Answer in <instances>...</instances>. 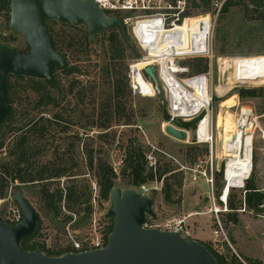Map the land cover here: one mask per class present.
<instances>
[{
	"label": "rangeland",
	"instance_id": "rangeland-1",
	"mask_svg": "<svg viewBox=\"0 0 264 264\" xmlns=\"http://www.w3.org/2000/svg\"><path fill=\"white\" fill-rule=\"evenodd\" d=\"M188 1L191 14L209 11L210 9L211 0H207L206 3L203 0ZM247 9L243 5L229 8L222 18L218 40L215 38L214 28L217 26L219 14L216 16L211 33V58L209 56L192 57L180 61L181 64L188 67L189 73H198L189 65L188 61L190 60L203 59L202 63L206 65L205 71L210 67V64L212 66L211 92L213 98L211 111L214 131L212 156L216 166L213 186H207L202 178L198 181H192L188 171L179 170L181 165L191 166L199 160L203 162V166L206 165L205 161L209 157V144H194L192 142V132L187 142L176 141L163 133L161 129L162 123L165 122L162 120V112L165 108L162 103L163 95L160 92L152 96L153 88L149 82L140 80L143 90L150 96L135 94L131 90V105L137 111L134 118L135 124L125 125L120 122V124L112 125L109 135L114 134L115 138L114 142L109 145L99 140L98 131L90 130L86 134V131L78 126L75 121L78 122L80 118L76 109V107H79V102L73 94L63 92L64 97L62 98L61 108H53L49 111L31 110L30 116L35 119L42 115L51 119L53 117L52 113H59L63 117L59 121L60 124L68 122L69 130L65 133L52 132V135H48L37 142L33 140V145L39 143L42 150L36 155L34 164L32 163V166L45 164L49 166L55 160V155L60 154L62 156L64 154L63 159L68 161L66 172L59 178L53 177L48 180L34 181L32 184H28V187L32 186L30 189L33 188L36 191L45 184L49 188L59 187L65 192L66 186L72 180L70 175L73 174L78 182L85 181L90 185L87 192L91 194V199L87 203L91 205V214L88 218L81 220L84 213L82 208L84 209L86 206V204H82L79 212L77 211V215L70 214L61 206L59 215L55 217L51 211L42 209L35 192L24 191L28 201L38 214V234L31 241L43 245L48 254H54L67 248L71 249L74 241L83 242L93 232V220H96L98 227L105 230L111 221L113 222V217L107 215L110 198L102 199L100 197L99 187L93 176L94 169H91L88 165L89 146L93 147L95 159L107 160L113 168L120 170L129 145H141L146 154L153 151L156 158V167L158 164L163 165L165 161H170L171 165L176 168L175 171H181L183 176L180 185L175 181L172 172L166 173L160 179L155 176L152 180L144 183L150 188L148 194L154 197L153 211L156 221H164L172 217L190 214L186 220L189 223L193 239L204 242L218 253L225 254L227 260L234 261L235 264H264V74L257 73L255 69L257 57L264 56V19L254 17L255 11H253L254 8L251 4L248 5ZM9 12L8 10H0V33L9 39L10 44L18 49H23L26 43L24 37L12 34L9 29ZM125 14L129 13L120 12V15ZM48 27L54 31H60L63 28L57 21L48 22ZM127 33L140 52V48L130 36L128 29ZM92 47L90 58L91 62H94L96 59L95 53L99 52L100 47H97V45ZM94 50L96 51L94 52ZM135 59H130L127 63ZM88 63L87 58H83L81 72L71 75H65L59 69L56 70L55 75L60 84L64 86V89L70 77L74 76L81 81L80 86L83 87H87L95 79L98 82L100 73L95 72L92 67L87 65ZM139 65L142 66L143 62L135 65L134 69H138ZM224 71L226 82L223 80ZM13 79V76L9 77V81H13ZM137 82L139 83V78H137ZM99 89L97 87L95 92L92 93V96H96V104ZM241 89H255L257 95L241 98L238 94ZM88 104L89 101L85 98L81 106L87 108ZM141 105H147L148 111L139 117L138 109ZM14 107H18L17 102L14 103ZM239 118H246V120L249 119L252 122L250 129L247 131L248 133L243 136V153H241L249 166L246 175V177L249 175L247 177L248 185L246 180L244 186L242 185L246 177L242 180H231L227 199L230 198L233 201L235 209L231 210L227 202V210L215 214L212 211L215 208L212 200L208 199V195L211 196L213 192L216 207L224 208V204L220 202L218 197L223 193V189L227 184L226 180L231 173L227 165L224 172V165L225 162L229 161L228 158L233 155L234 127L236 120ZM21 122L25 121L22 119L17 120L15 123ZM24 129L26 130V127ZM2 131H5V127H2L0 134ZM76 132H78L79 140L71 146L73 133ZM16 135L17 133L14 132L6 133L4 145L0 147V177L6 185L3 190H0V212H5L10 205L15 203L13 200L14 194L23 187L19 179H12L11 175L3 169L4 166H9L11 163L12 165L9 167H16L13 164L15 158L9 156L8 153L11 142ZM189 145L197 147L194 161H192L191 154H188ZM99 147H101V151L97 153ZM67 149H71V153ZM66 152L69 154H66ZM71 157L74 159L75 165L70 164ZM59 166H61L60 163ZM16 168L19 169V174L21 167ZM116 182L121 188L125 187L122 174L119 171ZM165 182L170 184L167 198L164 190ZM232 186L236 188H230ZM249 194L256 195L261 199L258 205L260 210L255 211L244 203L239 205V200H244ZM65 215L70 217L66 221H64ZM234 217L237 222H233ZM219 225L222 226L223 232L216 235L214 230L218 229Z\"/></svg>",
	"mask_w": 264,
	"mask_h": 264
},
{
	"label": "trees",
	"instance_id": "trees-1",
	"mask_svg": "<svg viewBox=\"0 0 264 264\" xmlns=\"http://www.w3.org/2000/svg\"><path fill=\"white\" fill-rule=\"evenodd\" d=\"M247 1V2H245ZM204 3L207 0H203ZM251 4L253 11H255V18L264 19V0H228L224 7L222 8L219 16L217 18L218 23L215 29V38L218 40L220 38L222 18L228 12L229 8L236 5H243V7L248 10V5ZM0 10H8L9 12V0H0ZM48 22L46 26L49 33L53 39V44L55 50L65 56L66 59V69H62L59 66H55L53 71V81H48L42 77H33L21 75L20 77H14L13 81H9L7 84V95L8 101L11 105V113L8 115L1 123L0 130L5 127V131L0 134V147L4 145L5 135L8 132L17 133L12 144L9 148V156L15 158L16 167H21V171L18 174L17 168L9 167L12 165H6L3 167L6 173L10 174L12 179H19V182L23 184L21 189L24 191H33L38 197L39 203L47 211H51L56 217L60 213V208H65L67 212L72 215H77L82 204H86L81 220L88 218L91 214V205L87 202L91 199V194L88 191L90 185L85 183V181L78 182L76 177L72 176L71 182L66 186L65 192L61 188H49L48 186L42 185L39 189H30L28 184H32L34 181L48 180L53 177H61L66 172V164L68 161L63 159V156L55 155L54 161L47 166H32L34 164L35 158L38 153L42 150V146L37 143L33 145V140L35 142L44 139L48 135H52V132H63L69 130L68 122L60 124V120L63 119L62 115L59 113H52L51 119L47 117L40 116L39 118L33 119L30 116L31 110H51L53 108H61L62 98L64 93H71L79 102V107H76L78 114L80 116L78 122L75 121L80 128H83L88 134L91 131H98L99 140L107 143L108 145L114 142L115 135H109L111 126L114 124L133 125L135 124V111L131 105V88L129 83V78L127 76L128 66L131 63H127L130 59H135L140 56V52L133 41L128 37L124 39L118 28H114L108 31H103L102 33L94 36L92 39L88 37V31L85 24L79 26H74L71 24H62L63 27L60 31L51 30L48 27ZM55 22V21H53ZM59 23V22H58ZM0 39L2 41L8 42L9 39L2 36L0 33ZM97 45L100 47L99 52H96V59L91 62V49L92 46ZM90 47V48H88ZM19 52H27L29 47L25 43L23 49H18ZM96 50H94L95 52ZM70 56V57H69ZM87 58L89 67L95 72L100 73V80L95 79V81L90 83L87 87L80 86L81 81L77 80V77H70L68 84L65 89L64 86L60 84L57 79L55 72L59 69L65 75H71L81 72L82 60ZM203 59L190 60L189 65L194 68L195 71L201 72L205 71L206 65H204ZM86 66V67H88ZM88 67V68H89ZM81 74V73H80ZM99 89V94H97V104L96 96H92L96 88ZM257 91L255 89H241L238 94L241 98L243 97H253L256 96ZM88 99L89 104L87 108L81 106L84 99ZM18 104V107H14V103ZM165 107V106H163ZM148 111V106H139L138 112L139 117L146 114ZM42 112V111H41ZM19 117L18 119H16ZM24 120L25 122L15 123L17 120ZM167 119L166 109L163 108L162 120ZM195 121H177L176 125L182 128L189 129L193 127ZM29 125V126H28ZM28 126V127H27ZM26 127V130L24 129ZM53 130V131H52ZM79 140L78 132L73 133V139L70 142L72 144ZM188 154H191L194 161V156L197 152V147L195 145H189ZM71 153V149H67ZM101 151V147L97 149V153ZM66 152V154H69ZM58 154V153H57ZM125 158L123 159V165L120 169L124 180V186L129 185H141L147 181L152 180L155 176L160 179L166 173H171L175 177V181L178 185L182 182V172L176 170L171 165L170 161H165L163 165H159L153 169L147 168L146 163V153L141 145L129 147L126 150ZM88 165L91 169H94L93 176L99 187V194L102 199H108L111 187L117 184L116 178L117 174L107 160H102L94 156L93 147L89 146L88 151ZM98 157V156H97ZM70 161V159H69ZM59 163L61 166H59ZM65 164V165H64ZM71 165H75L74 159L71 157ZM170 174V175H171ZM243 181L242 185L244 186ZM248 180L246 179V184ZM118 185V184H117ZM165 197L167 198L168 191L170 190V184L165 182ZM248 185V184H247ZM5 183L0 177V190L5 188ZM253 188V187H251ZM260 198L256 195H248L244 200H239V205L242 203L246 204L248 207L253 208L258 211V205L260 204ZM229 208L234 210L233 201L227 199ZM70 217L65 215L64 221ZM233 222H237L236 218H233ZM37 226V225H36ZM113 222L107 227V234L112 230ZM38 234V226L35 228L34 232L22 239L21 246L25 250H35L40 249L42 252L47 253L46 255L54 256L60 255L63 252L69 251L67 248L63 251H57L54 254H48L44 250V246L40 245L38 242L31 241L33 237ZM201 242V241H200ZM208 251L214 256L218 264H235L234 261H228L225 254L218 253L216 250L212 249L210 246L201 242ZM243 264V263H241Z\"/></svg>",
	"mask_w": 264,
	"mask_h": 264
},
{
	"label": "water",
	"instance_id": "water-1",
	"mask_svg": "<svg viewBox=\"0 0 264 264\" xmlns=\"http://www.w3.org/2000/svg\"><path fill=\"white\" fill-rule=\"evenodd\" d=\"M9 6V29L24 37L29 50L19 52L16 46L0 39V123L12 110L7 95L10 76L53 81L55 66L67 68L65 56L55 50L47 21L85 24L89 39L114 28L124 39L129 37L123 19L107 15L95 0H9ZM144 73L158 91L154 67L146 66ZM223 80H227L225 71ZM161 129L176 141H188L184 128L162 123ZM109 198L107 215L113 217V227L104 247L49 256L40 249L25 250L21 246L22 239L34 232L38 214L23 190L18 189L13 200L21 211V221L10 224L0 217V264H218L199 240L186 239L175 231L144 227L147 217L155 216L154 197L138 186L121 188L114 184Z\"/></svg>",
	"mask_w": 264,
	"mask_h": 264
},
{
	"label": "built area",
	"instance_id": "built-area-1",
	"mask_svg": "<svg viewBox=\"0 0 264 264\" xmlns=\"http://www.w3.org/2000/svg\"><path fill=\"white\" fill-rule=\"evenodd\" d=\"M95 1L107 15H117L123 19L130 36L140 48V56L129 64L127 73L132 92L150 96L143 90L140 80L149 82L153 88L152 96L160 92L163 95L162 103L167 114V119L163 123L176 125L179 120L195 121L193 127L184 129L188 133V139L190 133H193L192 142L194 144H209V157L204 166L203 162L199 160L191 166L181 165L179 170L188 171L192 181L202 178L207 186L212 187L214 170H216L212 156L214 138L211 111L212 66L210 64V67L203 72L189 73L188 67L181 64L180 61L192 57L209 56L211 58V33L215 19L228 0H211L209 11L197 14H191L189 11L188 0ZM120 12L129 14L120 15ZM140 62H143V65L134 69V66ZM148 65L154 67V74L159 86L158 91L154 90L151 79L144 73V68ZM137 78H139V83ZM145 159L148 168L154 170L156 158L153 151L148 152ZM225 166L226 162L224 172ZM113 169L116 174L120 171L116 168ZM138 187L144 193L150 191V188L145 184ZM209 198L212 200L215 208L212 211L215 214L227 210V197L222 199V194L218 197L224 204L223 209L216 207L213 192L211 196L208 195ZM188 216L190 214L172 217L164 221H156L155 217L148 216L143 226L175 231L186 239H193L189 223L186 220ZM0 217L7 223L16 224L21 221L22 214L14 203L5 212H0ZM92 229L91 235L81 243L74 241L71 249L66 252H81L104 247L109 234H107V227L104 230V228L98 227L96 220H93ZM222 232L221 225L214 230L216 235L222 234Z\"/></svg>",
	"mask_w": 264,
	"mask_h": 264
},
{
	"label": "bare ground",
	"instance_id": "bare-ground-1",
	"mask_svg": "<svg viewBox=\"0 0 264 264\" xmlns=\"http://www.w3.org/2000/svg\"><path fill=\"white\" fill-rule=\"evenodd\" d=\"M255 69L257 73L264 74V56L257 57ZM251 125H252V122L249 119L246 120V118L244 119L239 118L235 122L234 134H233L235 137V142L232 147L233 155L232 157L228 158L229 161H227L226 163L227 167L231 171L230 173L231 176L229 175V177L226 180L227 184L223 189V193H221L222 199L227 197L230 181L231 180H242L246 177L248 173V169H249L248 162L242 157L241 153H243L242 151L243 136L248 133L247 131L250 129Z\"/></svg>",
	"mask_w": 264,
	"mask_h": 264
},
{
	"label": "crops",
	"instance_id": "crops-1",
	"mask_svg": "<svg viewBox=\"0 0 264 264\" xmlns=\"http://www.w3.org/2000/svg\"><path fill=\"white\" fill-rule=\"evenodd\" d=\"M238 256L241 258V256L238 254Z\"/></svg>",
	"mask_w": 264,
	"mask_h": 264
}]
</instances>
